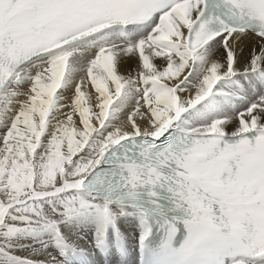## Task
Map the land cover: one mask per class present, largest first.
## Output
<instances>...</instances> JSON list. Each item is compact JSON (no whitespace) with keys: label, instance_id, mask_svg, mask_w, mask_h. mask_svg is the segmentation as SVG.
Here are the masks:
<instances>
[{"label":"snow or ice","instance_id":"snow-or-ice-1","mask_svg":"<svg viewBox=\"0 0 264 264\" xmlns=\"http://www.w3.org/2000/svg\"><path fill=\"white\" fill-rule=\"evenodd\" d=\"M0 264H264V0H0Z\"/></svg>","mask_w":264,"mask_h":264}]
</instances>
